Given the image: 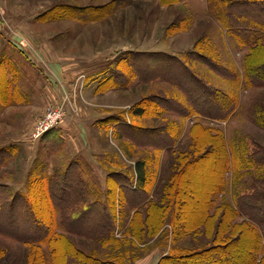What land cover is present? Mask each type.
I'll list each match as a JSON object with an SVG mask.
<instances>
[{
  "label": "rangeland",
  "instance_id": "1",
  "mask_svg": "<svg viewBox=\"0 0 264 264\" xmlns=\"http://www.w3.org/2000/svg\"><path fill=\"white\" fill-rule=\"evenodd\" d=\"M110 2L115 6L113 12L101 18L97 16L100 15L99 10L89 11L87 8L103 7ZM214 10L216 13V4ZM133 52H165L175 55L185 63L188 72L209 87L226 93L233 92L237 97L236 107L226 118H218L223 113V108L218 107L216 98L210 97L206 92L208 90L201 88L193 93L199 96L197 109L187 107L192 115L184 117L164 110L159 107L163 99L174 98L183 102V106H189L188 102L194 96L189 97L177 86L174 81L177 68L173 69L174 67L157 60L154 69L142 67L141 74L135 77L129 78L130 74L125 72V78H121L127 80V85H119L121 83L118 79L115 80L112 68L121 58ZM246 52L247 49L238 46L234 38L216 20V16L208 11L207 0H181L173 4H162L159 0H0V63L6 65L7 76L12 81L10 88L18 90L22 96L19 102L0 105V146L9 147L7 153L0 155V159H4L0 165V184L10 179L17 184L11 186L12 190H15V187L21 190L24 187L22 183L26 181L27 165L29 178L41 169L46 173H51L54 169L63 170L65 165L74 160L80 165L82 176H88V179H85L89 185L91 183L92 195L88 199L94 200L95 196L99 198L107 192H103L102 187L105 180L107 182L108 172L124 175L122 172H129L133 159H140L149 191L152 189V193L154 192L153 202L160 207L164 206V203H158L159 196L163 193V187L170 182L171 176L176 174L174 172L179 164L177 159H183L184 153H189L191 158H194L193 152L199 145L198 150L201 152L196 153V159L187 163L178 174L179 189L178 193H175L178 207L172 205L167 210V213L170 212L167 219H170L169 223L172 222L171 214L175 216V212H178L180 223L185 221L189 227H196L200 222H205L209 230L216 227L219 217L205 218L208 198L212 201L210 212L213 213L216 205L223 202V198L229 199L233 193L248 194V190L253 187L264 188V167L257 164L262 152H255L254 156L257 158L254 159L246 157H250L255 151L253 143L264 147V86L246 88L242 82H230L216 72V64H220L219 66L228 70L227 72L234 68V73H241ZM201 58L210 60L215 68L210 67ZM146 64L150 65L149 61H146ZM123 68L122 63L118 71ZM100 71L102 74L98 75ZM147 73L155 76H152L151 80H145L142 75L147 77ZM96 74L99 78L103 76V86L116 88L105 96V104L123 105L125 111L118 113L117 110H111V115L102 120L112 135L107 132L101 138L94 135L90 140L94 154L78 157L65 153L61 161L63 167H59L56 164L57 157L58 154L62 155L66 145L60 137L58 127L65 119L77 115L88 105L83 88ZM18 86H23L28 92L27 98ZM41 90L45 95V100H42L45 101L44 104L38 98ZM2 93L0 97L3 99L5 95ZM25 101H34L37 106L42 104L43 108L29 111L24 107H17L18 104L26 105ZM50 106L60 108L64 113L59 125L55 130L49 129L52 132L47 130L39 138L32 137L35 125ZM112 108L116 106L108 109ZM132 108L141 112L137 113L139 116L135 118L142 129L157 131L156 134H148L154 138L152 141L159 144L157 148L140 146L139 150L135 148L133 152L132 145L115 137V130L119 125L117 122L125 120L124 115ZM194 112L200 114L195 115ZM209 115L216 116V122L202 120ZM197 121L219 128L229 153L230 168L224 172L225 182L220 193H216V184L223 174L224 154L222 148L218 147L216 136L209 139L199 128L193 131L195 141L193 140L188 130L191 124ZM160 128L174 131V139L161 138L165 131ZM141 134L143 139L149 140L145 133ZM207 141L212 142L214 147L211 148ZM240 162H246V169H243L244 165L238 166ZM128 178L130 180L131 177ZM130 195L131 193L126 192L124 197L128 199ZM4 197L5 194L0 193V198ZM33 200L36 209L37 206L46 207L44 191L38 192L37 196L34 194ZM104 200H107V196ZM178 202H181L180 207ZM8 209L3 208L0 212V264H26L28 248L16 237L33 230L31 231V226L29 227L21 214L17 212L16 215ZM133 209L129 204L116 207L118 217L114 225L117 237L120 236L119 230H127ZM157 211V208L152 210L153 223L159 222ZM44 213V218L47 216L48 219L49 212ZM229 216L230 211L225 215V219L229 220ZM85 219L84 217L82 223ZM235 219L239 221L240 218ZM94 223H97L96 219H90L87 227H94ZM80 224H76L78 229L82 227ZM168 225L167 243L171 240L173 228L172 224ZM224 226L226 228V225ZM27 227L28 230H18ZM59 230L63 229L59 227ZM179 231L181 235H177V238L180 239L182 247L205 246L203 235L193 239L183 233L184 231L189 234L193 230ZM243 233L248 236L252 234L247 230ZM68 236L75 249L87 254L103 257L120 251L109 250L111 247H100L93 240L80 237L76 233ZM162 241L164 243V240ZM55 243H58L56 264H70V258L65 253L70 249L69 246L64 240ZM162 243L159 237L153 240L144 238L137 244V248L134 247L136 258L128 260L126 264H155L157 257L165 250ZM240 245L242 242L237 246L229 244V253L237 254L236 260L230 264H243L242 260L246 261L243 252L237 251L243 249ZM44 250L48 253L46 248ZM195 260L198 263L203 261L201 258Z\"/></svg>",
  "mask_w": 264,
  "mask_h": 264
},
{
  "label": "trees",
  "instance_id": "2",
  "mask_svg": "<svg viewBox=\"0 0 264 264\" xmlns=\"http://www.w3.org/2000/svg\"><path fill=\"white\" fill-rule=\"evenodd\" d=\"M159 1L162 4H173L181 0ZM207 3L208 11L213 16H216V20L234 38L237 45L247 49L242 63L241 73L237 71L236 73L238 74L234 73V68H230V72H227L228 70L226 71L223 69V67L219 66L220 64H216V72L220 74L222 78L230 82H242L246 88L251 86H264V0H207ZM215 4L216 13L214 10ZM107 5L103 7L87 8L88 10L90 9L89 11L99 10L100 15L97 16L101 18L109 15L114 10L115 6L113 2ZM156 60L160 61L159 63H165V65L174 67L173 69L177 68L175 70L176 80H174L177 86L184 90L189 97L194 96V99L190 98V102H188L190 104L189 106H183V102L174 98L163 99L159 107H162L164 110L175 112L184 117L192 115L190 113V108L187 107H191L194 110L197 109L199 105V96L193 95V93L201 88L208 90L209 92L206 91L208 95L212 98H216L218 107L223 108V110H221L223 113L218 116V118H226L236 107L237 97L233 92L226 93L218 88L209 87L194 74L188 72L183 61L175 55L165 52L128 53L126 57L124 56L121 58L117 65L112 68L114 78L116 77L115 80L118 79V82L121 83L119 85L123 87L125 84L127 85V80H122L121 78L124 77L123 75L125 72L128 71L127 73L130 74L129 78L135 77L137 74H141L142 67L154 69ZM202 60L210 67L212 66L215 68L210 60ZM146 61H149L150 65L146 64ZM122 63L124 65V70L121 69V71H118ZM145 75H148L147 77L142 75L145 80H151L153 79L152 76H155L149 73ZM11 84L12 81L9 80L6 73V65L0 63V93L3 92L5 95L3 99L0 97V105H9L13 102L22 100V96L18 90L10 88L12 87ZM133 112L139 113L140 110L137 109ZM139 114H141V112ZM193 114L196 115L200 113L194 112ZM120 122L123 123L122 120H120ZM128 128L130 130V137L136 133L138 134V132L135 131L136 128L134 131L133 127L129 126ZM196 128L204 131L205 134L209 136V139H214L216 136L218 147L222 148L225 162L222 168L223 174L221 180L216 184V193H220L225 182L224 172L228 170L227 168H230L228 167L230 160L228 156L229 153L224 146L221 130L208 126L202 122H194L189 128V133L194 141L195 135H193V131H195ZM53 129L55 130V128L51 130ZM160 129L161 131L164 130V128ZM51 130H49V132H52ZM164 131L166 136L161 138L174 139V131L166 128ZM141 133H145L146 136L149 137V130L140 129L138 137L142 145L152 143L148 139H143ZM207 143L210 144L211 148L214 147L212 142L210 143L207 141ZM193 145H195V143H193ZM158 146L159 144L157 143L156 148ZM253 146L255 151L251 154L249 153L251 156L248 157L245 151L243 152L244 155H246L247 158L251 159V157H253L254 159L257 158L254 156L255 152H262V157L258 159L259 161H257V164L264 167V147H261L257 143H253ZM8 148L9 147L0 148V155H4L5 152L7 153ZM198 148L199 145H197V150L193 152L195 153L194 158H191L189 153H184L183 159H177L179 164L174 172L176 174L171 176L170 182L163 187V193L159 196L160 199L158 203H164V206L162 205L159 207L157 203L153 202V199L149 200L148 180L144 173L143 166L141 165L142 162L138 163V182L131 192L134 195L135 200L133 201L135 202L127 201V204H129L131 208H135V211L130 219L127 230L118 231H121L119 237L115 235L114 224L118 217L116 207L118 206L119 208L120 205L123 204L124 188L131 186L129 178L120 173L110 172L107 175V201L103 202L100 200V197L98 198L96 196L94 200L89 201L88 197L91 196V188L87 180L82 176L80 165L74 160L69 162L63 170L54 169L51 173H46L44 169H41V171L39 170L37 173L30 175L25 191H14L10 185L6 183L0 184V193L5 194L4 199L0 198V212L3 208L8 207L9 212H14L16 215L18 212L23 216L26 223L29 224V227L31 226V231L33 230L31 233L22 234L21 232L24 237H16L28 248L26 264H36V262L37 264H56L57 244L59 242H55L60 240H64L70 248L69 250L65 249L67 257L69 256L70 258V264H126L128 260H134L136 258L135 248H137V244L140 243V241H143L144 238L151 240L154 238L156 239V237H159L161 243L163 242L162 240H164L162 244L165 246V249L168 248L166 254L159 258L157 264H230L231 261L233 262V260H236L237 254L233 253L231 255L228 246L229 244L237 246L239 242H242L240 246H242L243 249H238L237 251H242V254L246 256V261L242 260L243 264H264V188L259 189L258 187H253L248 190V194H242V192V195L237 194V192L233 193L229 199L223 198L224 201L216 205L213 213L210 212L212 201L208 198L205 207V218L210 219L212 217H219L216 227H212L210 230L205 222H200L196 227H189L183 220V222L180 223L178 212H175V216L173 213L171 214L173 219L171 218L172 222L169 223L170 219H167V217L170 215V212L167 213V210L170 209L172 205L176 207V202L178 201L175 194L178 193L179 189L177 181L178 174H180V170L184 169L187 163L196 159V153L201 152ZM3 161L4 159H0V165ZM139 165H141V167ZM233 165L231 166L233 167ZM241 165H244L243 169H246V162H240V164H238V166ZM40 191L46 193L47 204L45 208L43 206H37L36 209L33 197L34 194L37 196ZM178 205L180 207L181 202H178ZM153 208L158 209V223H153ZM142 209H144V211H142ZM5 210L6 209H4V211ZM228 211H230V216L229 220H226L225 215L228 214ZM44 212H49L48 219L47 216L46 219L44 218V215H46ZM84 217L86 219L82 223ZM235 218L240 219L237 221ZM90 219H96L97 223H94V227H87V222H89ZM78 222L81 223L82 229L76 227ZM165 224H172L173 226L172 237L168 243L166 242L168 231L164 228L162 229ZM224 225H226V228ZM223 226L224 229H222ZM59 227L63 229L64 232L59 231ZM1 228L0 226V232ZM243 228L252 234L250 236L245 235L243 231L246 230H243ZM28 229L27 227L19 228L18 230ZM179 230H193L192 233L189 234L183 231L184 235H189L193 239L203 235L205 238V246L192 248L190 246L182 247L180 239L177 238V235H181V231ZM75 233L80 237L93 240L100 247H111L109 250L120 251L113 254L110 253V255H104L103 257L84 253V251L74 248L68 236V234ZM161 237L163 239H161ZM178 240L179 242H177ZM44 248L47 249L48 253L45 252ZM236 249L235 247V251ZM197 258H201L203 261L198 263L197 260H195Z\"/></svg>",
  "mask_w": 264,
  "mask_h": 264
},
{
  "label": "crops",
  "instance_id": "3",
  "mask_svg": "<svg viewBox=\"0 0 264 264\" xmlns=\"http://www.w3.org/2000/svg\"><path fill=\"white\" fill-rule=\"evenodd\" d=\"M101 74H102V71H100L98 73V75H101ZM102 77L99 78V77H97V74H96L86 83L85 87L83 88V93H84V97H85V100H86L88 105L85 108L83 107L82 111L80 113H78L77 115H73V116L65 119L62 122V124L58 127V131L61 132L60 137L62 139H64V141H65L64 144L66 145L65 150L62 153V155L58 154V157H57L58 163H56V164L59 167H63V164L61 163V161L63 160L65 153H70V155L72 154V155H76L78 157H82L86 154H88V155L94 154V151L91 149L92 147L90 146V140L94 137V135L99 137V138H101L102 135H104L106 132L109 133V135H112V132L111 131L108 132L107 127L104 126V124L102 123V120L104 118L108 117L109 115H111V114H109L111 110H114V111L117 110L118 113H123L125 111V108L123 105L105 104V101L103 100L104 98H106L105 96L112 93V91L116 90V88L103 86L101 84ZM19 87H20V89H19ZM18 89L26 97V94H28V92L26 90H24L23 86H18ZM38 98H40L41 103L44 104L45 101H42V100H45V95H44L43 90H41L39 92ZM24 103H26V105L25 104H18L19 106H17V107H20V108L24 107L25 110H29V111L33 110L34 108H39L38 110H41L43 108L42 104L37 106L34 101L31 103L29 101H25ZM115 106H116V108L108 109L110 107H115ZM10 108H11V106H10ZM134 110L135 109L132 108L127 112V114H125V115L123 114L125 116V117H123V118H125V120L124 119L122 120L123 123L120 121L117 122L119 125H118L117 130H115V132H116L115 137L117 139H119V138L123 139L124 141H126L127 143L132 145V151L133 152L135 151V148L137 150H139L140 146H145L148 149H155L157 146V143L152 141V139H154V138H151L150 136H149V140L151 139L150 142H152V143H149L147 145H142V143L138 137L139 136L138 134L140 132V129H142V127L140 126L139 123L136 122L135 117H138L139 115H136L137 113L133 112ZM173 114L176 115V113H174V112H173ZM156 116L159 117L157 114H156ZM202 120L204 122H207L206 120H211L213 122H216V116H214V115L210 116L209 115V116H206V118H204ZM125 125L128 127L129 126L133 127L134 128L133 131L136 128L135 131L138 132V134L137 133L134 134V132H133L134 135H132L130 137V130ZM207 125L209 126V124H207ZM156 133H157L156 130H149V135L150 134L153 135ZM188 133H189V130H188ZM165 136H166V133H164V136L162 134V137H165ZM129 144H127L128 149L130 147ZM5 146H7V145L0 146V148H4ZM82 161H84V160H82ZM48 162H46V164H49ZM139 162H142V161L140 159H133L131 166L129 165L130 166L129 172L128 171L122 172L124 175H128V177H131L130 178V185L131 186L124 188L125 191L123 190L125 192V194H126V192L131 193L133 188L135 187L136 183L138 182L137 179H138L139 173H138V167L137 166H138ZM86 165H88V164H86ZM141 165H139V166L141 167ZM65 167H66V165L63 168H65ZM26 168L27 169H26L25 180L27 181L28 180V170H29L28 165ZM42 168H43V165H42ZM110 172H108L106 174V176ZM87 177L88 176H86L85 178H87ZM5 181L6 182H4V183H6L10 186L17 185L16 183H13V181L10 179H6ZM26 181L24 183H22L24 185L23 189L20 190V189H18V187H15V190L24 191L25 186H26ZM88 181L90 183V180H88ZM90 185H91V183H90ZM102 189H104L103 192L107 191L106 180L103 184ZM153 193H152V189H151L149 191V200L154 198ZM125 194H123V205L127 204V201L128 202H135V201H133V200H135V198H134V195L132 193L128 199L124 197ZM89 197H92V195ZM105 198H106V193L100 197V199L103 200V202L107 201V200H104ZM90 200H92V199L90 198L89 201ZM134 210H135V208L133 209V212H134ZM168 227H169V225L165 224L164 227H162V229L164 228V229L168 230ZM59 231L64 232L63 230H59ZM151 240H153V239H151ZM164 254H166V249L157 257L155 264H157L159 258Z\"/></svg>",
  "mask_w": 264,
  "mask_h": 264
},
{
  "label": "built area",
  "instance_id": "4",
  "mask_svg": "<svg viewBox=\"0 0 264 264\" xmlns=\"http://www.w3.org/2000/svg\"><path fill=\"white\" fill-rule=\"evenodd\" d=\"M63 111L60 108L48 107L44 116L39 120L31 134L34 138H39L44 132L49 129L55 128L59 125Z\"/></svg>",
  "mask_w": 264,
  "mask_h": 264
}]
</instances>
